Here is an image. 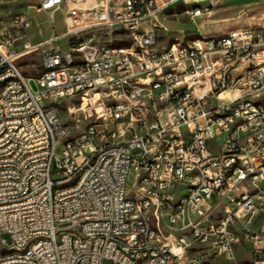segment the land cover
Listing matches in <instances>:
<instances>
[{"label": "built area", "instance_id": "2783aa9c", "mask_svg": "<svg viewBox=\"0 0 264 264\" xmlns=\"http://www.w3.org/2000/svg\"><path fill=\"white\" fill-rule=\"evenodd\" d=\"M89 1L41 0L67 31L40 45L0 31V264H264V28L163 44L179 0ZM46 46L35 91L17 61ZM63 99L94 118L75 139Z\"/></svg>", "mask_w": 264, "mask_h": 264}, {"label": "rangeland", "instance_id": "374dc122", "mask_svg": "<svg viewBox=\"0 0 264 264\" xmlns=\"http://www.w3.org/2000/svg\"><path fill=\"white\" fill-rule=\"evenodd\" d=\"M102 0H90L87 6H94ZM263 0H217V4L212 8L214 15L210 21H206L207 14L191 18L187 14L188 7L198 6L204 7L208 0H188L185 3H180L174 8L166 10V14H161L160 18L167 27L162 37V43L175 42L171 40L173 35L177 36L179 42L188 43L189 41L197 38L199 35L202 38L216 37L219 35L227 34L232 30L238 28H244L253 23L255 28H260L256 19L260 16L259 5ZM41 0H0V31L9 27L11 20L14 17L24 15L31 22V28L29 29V37L21 40L18 44V48L22 49L26 42H30L33 45H40L45 43L54 33L62 35L67 31V25L65 21L66 10L60 9L54 14V25H51V15L45 11L38 10ZM182 23L192 24L186 30L196 35H190L187 31H183L181 27ZM106 38V37H101ZM98 36V39H101ZM109 38V37H108ZM114 39L112 44H120L125 46L127 43V37L120 33H114L112 35ZM120 38L119 41H115ZM68 39H62L58 42V47L63 52H70V45ZM49 48H40L37 52H26L18 59L17 65L30 80V86L35 90H39L37 84L38 78L43 73V57L42 51ZM74 102V99H63L61 103L64 105L59 106L60 116L68 128L69 136L72 139L77 138L83 130L94 119L90 117L88 111H79L75 114H71L67 105ZM77 107L80 106V101H77ZM218 143L221 145L224 141V136L217 138ZM215 151L216 149L213 148ZM135 185V175L132 174L128 181V190L133 191ZM5 238L10 243L11 239L8 235ZM212 256L215 264H225L224 259L220 257L216 252L212 251ZM239 264H252L249 254H242L239 256Z\"/></svg>", "mask_w": 264, "mask_h": 264}, {"label": "crops", "instance_id": "0c3cea01", "mask_svg": "<svg viewBox=\"0 0 264 264\" xmlns=\"http://www.w3.org/2000/svg\"><path fill=\"white\" fill-rule=\"evenodd\" d=\"M165 1H169V0H165ZM187 1H188V0H179L178 2L174 3L173 5H171L170 9H171V8H174V6H176V5L180 4V3H183L184 6H185V3H186ZM210 3H211V0H208V3H207L204 7H206V6H210ZM216 4H217V0H216ZM216 4H215V5H216ZM260 4H261V5H259V11H261V14H260V16L256 19V22H258V26H257V27L264 28V0H263L262 3H260ZM194 7H198V6L188 7V10L191 9V8H194ZM204 7H202V8H204ZM199 8H200V7H199ZM64 9H65L66 12H67V9H66V8H64ZM168 9H169V8H168ZM168 9H167V10H168ZM188 10H187V11H188ZM213 15H214V11L211 10V13H210V14H207L206 21H210L211 18L213 17ZM191 18H195V17H191ZM166 19H167V14H166ZM191 25H192V24L182 23L181 27L183 28V31H187L188 34H190V35H196V34L191 33L190 31L186 30V28L190 27ZM247 27H255V26L253 25V23L250 22L249 25H248ZM247 27H244V28H247ZM238 29H241V28H238ZM197 36L200 37L199 35H197ZM176 37H177L176 35H173L171 39L176 38Z\"/></svg>", "mask_w": 264, "mask_h": 264}, {"label": "bare ground", "instance_id": "6f19581e", "mask_svg": "<svg viewBox=\"0 0 264 264\" xmlns=\"http://www.w3.org/2000/svg\"><path fill=\"white\" fill-rule=\"evenodd\" d=\"M198 7H194V8H191L189 9L188 11H195V9H197ZM212 8V1L210 3V6H206L202 9H210ZM168 8H166L167 10ZM211 39H219V36H216V37H210ZM115 41H119L120 40H115ZM114 43L113 40H110V41H107V48H125V46L121 45L120 44H112ZM261 167H264V160H261ZM75 185H77V178H70V180L67 181V189H74L75 188Z\"/></svg>", "mask_w": 264, "mask_h": 264}, {"label": "water", "instance_id": "95a60500", "mask_svg": "<svg viewBox=\"0 0 264 264\" xmlns=\"http://www.w3.org/2000/svg\"><path fill=\"white\" fill-rule=\"evenodd\" d=\"M12 251L11 250H4L3 253L6 254V253H11Z\"/></svg>", "mask_w": 264, "mask_h": 264}]
</instances>
